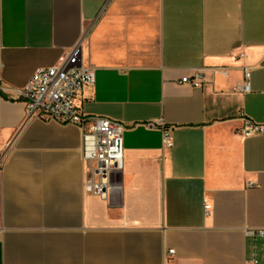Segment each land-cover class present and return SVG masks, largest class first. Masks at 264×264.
Returning <instances> with one entry per match:
<instances>
[{"label": "crops", "instance_id": "0c3cea01", "mask_svg": "<svg viewBox=\"0 0 264 264\" xmlns=\"http://www.w3.org/2000/svg\"><path fill=\"white\" fill-rule=\"evenodd\" d=\"M78 43L96 71L83 113L125 127L107 199L86 192L81 130L26 122L3 91ZM196 71L202 87L181 83ZM244 118L264 125V0H0V264H248L264 134L241 136Z\"/></svg>", "mask_w": 264, "mask_h": 264}, {"label": "built area", "instance_id": "2783aa9c", "mask_svg": "<svg viewBox=\"0 0 264 264\" xmlns=\"http://www.w3.org/2000/svg\"><path fill=\"white\" fill-rule=\"evenodd\" d=\"M244 57V54L239 55V59ZM243 73L244 83L238 90L249 93L251 67L245 66ZM95 83L96 71L83 63L82 43H78L56 66L38 69L24 87L3 91L15 95L17 101L24 103L26 122L72 125L81 130V155L88 166L86 192L100 199H107L121 188L114 180V175L123 169L125 127L115 120L83 113L80 106L81 95ZM181 83L199 88L204 84V76L202 72L196 71L193 75L184 77ZM243 121L244 125L238 131L241 136L250 138L264 134V125L246 118ZM149 126L156 128L158 125L151 123ZM163 142L166 148L174 147L167 130L163 131ZM3 166L4 160L0 153V170ZM210 212L211 206L205 203L206 215H210ZM246 234L255 241L248 264H259L257 241L264 238V230H248ZM170 253L174 254V251Z\"/></svg>", "mask_w": 264, "mask_h": 264}]
</instances>
